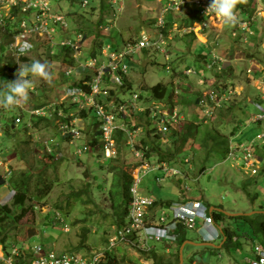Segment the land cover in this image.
Returning <instances> with one entry per match:
<instances>
[{
    "label": "rangeland",
    "instance_id": "rangeland-1",
    "mask_svg": "<svg viewBox=\"0 0 264 264\" xmlns=\"http://www.w3.org/2000/svg\"><path fill=\"white\" fill-rule=\"evenodd\" d=\"M82 1L51 0L53 9L57 8L64 13L68 22L67 31L55 35L54 41L58 42L68 36L75 38L77 31L84 34L92 32L84 37L81 52L83 55L80 56L82 58L91 54L95 38L101 37L105 43H111L112 40L119 47L123 41L136 36L142 28L153 29L162 6L161 0H124L122 5H113L111 0H89L95 3L91 12L90 2L82 6ZM252 14L253 18L246 12H236L238 19L250 20L251 31L254 30L251 37H248V42L244 43L230 36L234 24H225L221 18L210 15L199 16L196 8L190 5L181 7L170 17L175 21L174 27L170 28V40L164 44V48L170 52L169 59L166 61L160 50L150 49L142 54H135L128 60L129 72L125 85L114 84L112 98L115 99V95L121 98L117 99V106L124 103L126 112L130 113L126 100H131L132 93H137L141 99V103L137 100L140 105L172 101L180 114L174 126H187L190 122L198 124L196 131L187 139L183 150L175 159L191 157L192 168L189 176L179 179L165 177L157 182L155 174L159 172L150 171L143 176L139 185L142 192L159 203L179 201L184 197L199 198L208 207L221 209L225 217L220 224L230 227L235 233V240L231 244L222 245L219 237L205 243L196 228L188 229L181 246L180 240L170 246L169 252L165 251L164 243L156 242L158 254H163V261L168 264H176L175 254L178 248H181V258L179 253L177 264H247L245 257L252 254L251 244L259 241L258 236L247 238L243 235L246 225L239 218L230 215L259 210L261 207L264 210V166L260 165L258 173L252 174L251 167L244 173L240 166H234L229 159H225V152H221L230 140L233 143L248 140L264 130V119L259 122L252 120L255 113L262 111L256 104L264 108V100L256 98L259 96L256 81L250 80L247 75V67L251 63H258L259 67L264 68V0H255ZM192 18L193 34L185 27V20ZM7 38L5 33L0 32V44ZM214 39L221 41L222 52L230 59L219 73L207 71L203 67V57L199 55L209 52L210 42ZM36 42V50L27 52L26 59H22L20 65L23 67L33 60H39L45 65L49 75L41 77L29 74V91L24 107L30 104L40 105L52 113L55 110L57 113L68 110L71 105L70 102L62 100V92L66 85L79 81L80 75L65 76V66L59 55H50L49 45L44 38ZM57 48L54 47V52H58ZM97 54L100 56L99 52ZM10 57L8 54L1 57V99L7 92L4 86L17 77V71L4 68ZM186 67L196 69L199 74H186ZM202 77L205 82L194 86L193 80H202ZM157 82L166 85V93L164 98L154 100L145 88ZM225 82L234 83L239 92L205 120L202 109L191 94H201ZM128 84L131 85L130 89ZM176 89L180 91L178 94ZM24 107L22 110L21 107L16 108L13 105H0V200L13 191L9 183L11 174L22 169H29L31 188L34 190L37 182H50L52 187L40 201H32L34 209L24 211L6 239L22 241L25 245L40 243L57 251L79 253H88L101 247L106 243L115 224L112 223L111 201L108 196L111 182V174L107 171L109 162L108 158L102 157L101 129L95 123L94 112L87 111L85 116L81 114L82 117L77 122L88 143L94 138V133L98 143L93 149L77 156L74 154L75 144L64 140L58 131L57 118L54 115L56 113L51 117L47 116L50 122L42 121L34 129L32 126L27 127L31 115ZM131 114L125 116L124 122L132 133L134 143L137 144L142 137L150 141L149 143L157 140L151 131L152 120L142 114ZM38 137L54 139L63 157L54 159L44 153L37 154L36 147L39 144L35 145V140ZM166 137L164 141H156L162 149L172 145V137L168 134ZM80 141L82 139L76 140L78 143ZM261 151L264 155L263 147ZM121 153L128 154L126 161L134 160L130 146L125 145V142L121 145ZM122 158L121 156V160ZM6 165L11 170L10 175L6 173ZM202 168L205 170L200 172ZM184 184L189 187L188 190L183 188ZM11 200L8 205L13 208ZM67 202L72 204L68 213L59 206H64ZM13 211L19 212L20 208L17 211L13 208ZM55 211L60 212L64 222L60 223L54 218ZM202 221L203 218H198V224L201 225ZM64 223L69 226L68 230L62 228ZM134 251L121 246L115 250V255L124 260L146 258L141 252Z\"/></svg>",
    "mask_w": 264,
    "mask_h": 264
},
{
    "label": "built area",
    "instance_id": "built-area-1",
    "mask_svg": "<svg viewBox=\"0 0 264 264\" xmlns=\"http://www.w3.org/2000/svg\"><path fill=\"white\" fill-rule=\"evenodd\" d=\"M124 0H111L114 5H122ZM160 1V0H157ZM160 15L157 16L153 29L142 28L136 36L122 42L117 47H112L110 42L102 45L100 56L91 55L80 57L82 44L85 34L81 31L76 33L75 38L65 37L58 42L54 41L55 35L61 34L68 29L66 15L59 9H53L51 0H0V32L5 33L8 37L4 42V48L0 52L2 57L10 55L17 63L14 71L21 67V57L26 56L30 50H36L37 40L44 38L49 45L48 50L52 54L60 57L64 67V75L67 77L80 75L79 81L82 85L68 84L62 92V100L70 102L68 110L63 112H51L44 110L45 107H35L33 104L24 107V100L19 104L13 105L16 108L24 109L30 115L53 116L57 118L56 123L58 131L62 138L70 143L75 144L74 154L82 155L87 150L95 146L90 145L78 124V118L82 117V111H93L97 127L101 129V143L103 152L102 157L111 158L116 155V141L114 133L116 130H122L127 135V142L134 156L136 165L133 168V178L130 185V202L125 219L122 223L114 225L112 231L106 239V243L97 249L88 253H79L73 251H57L40 243L25 245L22 241L0 240V264H155L153 256H146L138 260L120 259L115 255V250L121 246L134 249L135 253L141 252L148 254L154 249H158L156 242L164 243L165 251H170L172 244H177L182 238H185L186 230L196 228L201 235L203 242L208 243L213 238H220V230L212 220L208 212V206L199 198L184 197L179 201H171L167 204L159 203L152 196L145 194L139 185L142 178L150 171H158L155 174L157 182L165 177L185 178L189 176L192 168L191 157L183 156L179 160H158L156 157H146V149L137 147L132 138V133L124 122L125 116L131 113H141L148 109L144 114L152 120V133H157L161 140H165L170 129V124L178 121L180 114L175 105L168 103H141L137 93H132L131 100L128 98L127 108L130 113L124 110V103L117 106V98H112L113 93L110 88L114 84H122L124 76L129 72L128 59H132L135 54H142L144 50H160L165 60L170 57V52L164 48L170 34H167V22L174 12H177L183 6H193L197 13L202 17H218L214 11L207 6L210 0H161ZM89 0H83L82 6H86ZM119 9V6H117ZM256 11V10H255ZM254 14V13H253ZM252 14V15H253ZM256 15V13H255ZM253 15V16H255ZM251 16V15H250ZM253 16H251L253 18ZM256 17V16H255ZM171 29L174 27L172 21ZM106 26V24H104ZM189 31H193V26H187ZM250 20L238 19L230 31V36L238 38L239 41L247 43L248 37H251ZM168 37V38H167ZM24 43H30L32 47L25 53H19V47ZM209 52L205 55L202 62L207 71L221 72L225 64L230 59L223 54L221 41L214 39L210 42ZM65 46L69 47L66 53L67 59H64L62 53H65ZM54 47H58L54 52ZM99 57V58H98ZM8 69V68H5ZM185 73L198 75L196 69L191 67L185 68ZM247 75L250 80L256 81L259 97L264 100V68L259 67L258 63H251L247 67ZM86 75L89 78L82 80ZM226 84V85H224ZM29 91V90H28ZM32 91L33 88H32ZM178 94L180 91L175 90ZM239 92L232 82L219 84L218 87L206 90L201 94L195 95L196 104L202 109L205 120L212 116L218 108L231 101L232 96ZM1 99V98H0ZM107 100V101H105ZM124 102V100H122ZM63 103V101H62ZM2 105V104H0ZM262 111L255 113L252 120L258 121L264 119V108L256 104ZM48 108V106H46ZM23 110V109H22ZM127 113V114H126ZM129 113V114H128ZM31 126L28 121L27 127ZM31 128V127H30ZM79 143L76 140H81ZM84 139V140H83ZM39 144V146H38ZM37 145V154L44 153L47 156L59 159L63 155L56 147L54 139L49 137H38L35 140ZM261 147L264 148V130L257 132L248 140H239L233 143L231 140L227 144L225 159H229L234 166H240L245 172L251 167V173H258L260 165L264 166V155L261 154ZM1 162V161H0ZM186 167H184L183 165ZM242 164V165H240ZM203 169L201 172H203ZM6 173L10 175L11 170L6 166ZM183 188L188 190L189 187L184 184ZM14 190L0 204H8L13 197ZM54 218L64 222L59 211L54 212ZM198 218H203L202 224H198ZM64 230L69 226L64 223ZM235 240V238L233 239ZM251 255L245 257L247 264H264V244L255 241L251 244Z\"/></svg>",
    "mask_w": 264,
    "mask_h": 264
},
{
    "label": "trees",
    "instance_id": "trees-1",
    "mask_svg": "<svg viewBox=\"0 0 264 264\" xmlns=\"http://www.w3.org/2000/svg\"><path fill=\"white\" fill-rule=\"evenodd\" d=\"M254 3L255 0H235V7L233 9L235 18H238L236 12H246L248 15H251L254 8ZM89 5L92 12L95 3L93 4L90 2ZM171 16L172 15H169V17ZM172 20L173 19L169 18L168 22L166 23L167 34H171L172 32L170 31V28L173 23ZM185 21H187L185 27L192 26L193 18ZM88 33H92V32L90 31L85 32V35L87 36ZM191 33L193 34L192 31ZM167 40L169 41L170 38H168ZM104 43L105 41L103 38L101 37L100 39L95 38L93 45L94 47L90 51L91 55L93 56L97 55V53L100 51V48ZM111 45L112 47H115L117 44L116 42L111 40ZM3 48L4 45L0 44V52L3 50ZM69 50H70L69 47L65 46L64 48L65 53H62L64 59L66 60H68L67 59L68 54L66 52ZM144 51L146 52L147 50ZM199 55L203 58L205 57V55L202 54ZM1 57L2 56L0 54V63L2 61ZM26 57L27 56H22L21 59L25 60ZM16 66L17 63L13 61V59H9L4 68L15 70ZM88 78L89 75H86L82 80L84 79L87 80ZM125 78L126 76L122 78L123 79V83L121 84L122 86L125 85ZM81 82L82 81H74L72 84L82 85L85 89H87V86L83 85ZM128 88L129 89L131 88L130 84H128ZM145 89L149 90L154 100L164 98L166 93V85L161 82H157L153 85L146 86ZM110 92L111 93L114 92L113 88H110ZM168 104L173 106L172 101L168 102ZM34 106L40 107V105L38 106L34 105ZM64 108H66V106H64ZM229 108H231V106H229ZM54 112H56V110ZM86 113L87 111L81 112L83 116L87 115ZM147 113H148V109L145 112H141L137 114L144 115ZM29 121L31 122L32 128L37 129L42 121L50 122V119L47 116L31 115L29 117ZM197 127L198 124L195 122H190L187 126L181 124L180 125L176 124L174 126V123H172L170 124L169 133H167L168 136L172 137V145L170 147L164 149L160 147V144L156 142L160 138V136L157 133H153L154 138H156L157 140L154 139L155 141L153 140V142L149 143L150 141L148 142L145 138L142 137L140 141L136 144V146L142 148L147 146L145 153H146V157L148 158L154 156L158 160H175L178 154L183 150V146L186 143L187 139L191 136L192 133L196 131ZM6 131L8 132V130ZM114 138L116 141V155L108 159L109 163L107 162L109 164L107 171L111 174V182L109 185L108 196L111 201L110 207L112 209L111 212V218L113 219L112 223L118 225L124 221L128 210L130 197H131L130 185L133 178V168L136 165V162L131 160L126 161L125 159L129 158L128 154L124 153L123 155L121 153V145L123 144V142H125V145L127 144L128 146H130V144L127 142V136L125 135V133L122 130H116L114 133ZM90 141H91L90 144L92 146H96L98 143L97 139L95 138L91 139ZM221 152L224 154L225 147L222 148ZM121 156L123 157L122 158L123 160H121ZM100 166L104 167L102 166V164H100ZM30 179H31V173L29 172L28 168L19 170L18 172H15L13 175L11 174V176L9 177V183L12 186V189L14 190V194L11 200V205L13 206V208H15L16 211L18 210V208H20V211L19 212L13 211V208H11L10 205L8 204H3V205L0 204V240L3 242L7 240L6 238L10 230L16 227L17 220L18 218L22 217L24 211H26L27 209H31V210L34 209L35 205L32 203V201L33 200L40 201L51 190L52 185L50 184V182H40V183L37 182L35 185L36 189L34 190L33 188H31ZM88 201H90V199ZM169 202L170 201H167L165 204ZM71 205L72 204L67 202L66 205L64 206L59 205V206L60 208L64 209L65 212L68 213L70 211ZM208 212L212 217V220L220 230V240L222 241V245L231 244L234 241L233 240L235 236L234 231L230 227L222 226L220 224V221L225 217L224 212L221 209H217L215 207L212 210H209ZM230 216L239 218L242 221V223L246 225V228L243 231V235H245L247 238H253V236H258L259 241L264 244V210H262V207L259 210H254L251 212H238ZM249 235L250 237H248ZM184 241L185 238H182L179 243V246H181V244ZM179 249L180 248H178L175 254L176 264L177 261L179 260V253H180ZM158 253L159 252L156 249H154L153 251L145 255L153 256L155 264H168L167 262L163 261V256H162L163 254H158Z\"/></svg>",
    "mask_w": 264,
    "mask_h": 264
},
{
    "label": "clouds",
    "instance_id": "clouds-1",
    "mask_svg": "<svg viewBox=\"0 0 264 264\" xmlns=\"http://www.w3.org/2000/svg\"><path fill=\"white\" fill-rule=\"evenodd\" d=\"M234 7L235 0H210L209 5L207 6V8H210L212 11H214V13L219 16L225 24L229 25L236 22L233 12ZM31 47L32 45L30 43H24L19 47L18 51L19 53L23 54ZM29 74H34L41 77H46L49 75L45 65L39 60H33L30 64H25L23 67H19L17 70L16 79L4 86L7 89V92L3 98L0 99V104H3L4 106L17 105L21 100L27 97L29 90ZM256 98L258 100H262L259 96ZM259 121L260 120L257 122ZM226 148L227 146L225 147V153Z\"/></svg>",
    "mask_w": 264,
    "mask_h": 264
},
{
    "label": "crops",
    "instance_id": "crops-1",
    "mask_svg": "<svg viewBox=\"0 0 264 264\" xmlns=\"http://www.w3.org/2000/svg\"><path fill=\"white\" fill-rule=\"evenodd\" d=\"M229 68H230V67H229ZM203 77H204V76H203ZM203 77H202V80L204 79ZM202 80H201V79H197L196 81L193 80V84H194V86L199 85V83L203 84V82H205V80H203V81H202ZM189 83H190V82H189ZM189 83H186V84H189ZM183 84H184V83H183ZM196 90H197V89H196ZM196 90H195V91H196ZM196 92H197V91H196ZM193 94H194V93H192L191 96L194 98V101H195V94H194V95H193ZM191 96H190V97H191ZM128 116H129V115H128ZM125 135H126V134H125ZM126 136H127V135H126ZM93 137L96 139V137H95V133H94V136H93ZM5 164H6V163H5ZM6 166H7V165H6ZM201 171H202V170H201ZM201 171H200V172H201ZM213 208H214V207H208V211H209V210H212ZM179 250H180V249H179Z\"/></svg>",
    "mask_w": 264,
    "mask_h": 264
},
{
    "label": "water",
    "instance_id": "water-1",
    "mask_svg": "<svg viewBox=\"0 0 264 264\" xmlns=\"http://www.w3.org/2000/svg\"><path fill=\"white\" fill-rule=\"evenodd\" d=\"M180 258H181V248H180Z\"/></svg>",
    "mask_w": 264,
    "mask_h": 264
}]
</instances>
